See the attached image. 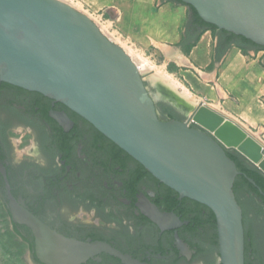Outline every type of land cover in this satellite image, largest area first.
Returning a JSON list of instances; mask_svg holds the SVG:
<instances>
[{
	"label": "water",
	"instance_id": "95a60500",
	"mask_svg": "<svg viewBox=\"0 0 264 264\" xmlns=\"http://www.w3.org/2000/svg\"><path fill=\"white\" fill-rule=\"evenodd\" d=\"M179 1L204 23L264 48V0ZM161 3L156 0L155 5ZM186 9L185 23L190 15ZM185 34L183 27L179 45L163 44L159 49L165 58L192 67L180 52ZM218 47L217 33L214 68L210 73L199 72L205 81L214 79L229 45L223 52ZM0 81L63 104L179 199L208 208L215 219L220 264H244L242 209L233 191L236 177L243 174L226 151H234L264 176V147L236 123L202 102L184 106L155 85L152 96L128 55L85 14L61 0H0ZM158 100L184 111V121L160 120L155 107ZM225 138L247 145L253 151H248L252 160L225 146L220 140ZM259 159L257 166L254 161ZM0 172L5 175L4 169ZM246 179L255 186L252 179ZM6 192L11 219L32 233L40 264H84L100 254L117 258L121 264H146L106 242H80L56 233L16 203L7 182ZM145 214L161 230L182 224L173 213L160 212L150 203ZM175 238L179 249L186 251L176 234ZM253 240L258 243L254 236Z\"/></svg>",
	"mask_w": 264,
	"mask_h": 264
},
{
	"label": "flooded vegetation",
	"instance_id": "af4514ba",
	"mask_svg": "<svg viewBox=\"0 0 264 264\" xmlns=\"http://www.w3.org/2000/svg\"><path fill=\"white\" fill-rule=\"evenodd\" d=\"M226 43L218 35L219 52ZM159 104L155 103L158 117L166 121L168 114L159 113ZM1 168V207L35 262L32 233L11 219L6 182L17 204L66 238L106 242L146 264H220L208 208L182 201L185 198L179 199L174 191L178 204L168 208L169 188L83 118L39 93L0 81ZM250 185L254 190L242 186L238 192L242 223L245 219L244 264L245 229L247 264H264V191L256 183ZM148 203L173 213L182 224L161 230L145 214ZM175 234L186 251L179 249ZM96 259L84 264H121L107 254Z\"/></svg>",
	"mask_w": 264,
	"mask_h": 264
},
{
	"label": "rangeland",
	"instance_id": "374dc122",
	"mask_svg": "<svg viewBox=\"0 0 264 264\" xmlns=\"http://www.w3.org/2000/svg\"><path fill=\"white\" fill-rule=\"evenodd\" d=\"M80 12L89 16L102 32L108 36L116 45L124 48L130 55H138L146 59L156 70L170 75L181 86L183 85L192 95L194 100H188L191 105L200 102L206 107L215 110L222 116L230 119L242 128L249 136L256 139L263 147L261 134L255 127L247 123H239L230 118V110L219 100L215 91H212L208 81L203 80L191 67L182 65L164 57L159 49L160 45L176 46L174 43L181 35L185 20L186 6L166 4L162 8V3L155 5L156 0H63ZM169 11L173 27L168 28L164 20L157 21L156 16L160 11ZM216 31L209 30L202 32L199 36L198 49L202 54V60L208 61V52L212 47V38ZM190 47H186L183 55L189 60V64L196 66L188 56ZM144 83L151 89L152 96L156 93L153 85H163V80L154 77V72H142ZM165 85V84H164ZM159 88V86H156ZM165 87V86H164ZM164 90L163 86L159 88ZM169 89V88H166ZM219 89V88H218ZM165 91V90H164ZM176 95L181 94L180 90L170 88ZM221 96L223 92L219 89ZM198 100V101H197ZM163 100H158L162 103ZM159 106V113H161ZM179 111L185 115V112ZM189 113V112H188ZM185 119V116H184ZM244 124V125H243ZM0 264H36L33 261L28 246L22 242L14 233L10 225L7 214L0 204Z\"/></svg>",
	"mask_w": 264,
	"mask_h": 264
},
{
	"label": "crops",
	"instance_id": "0c3cea01",
	"mask_svg": "<svg viewBox=\"0 0 264 264\" xmlns=\"http://www.w3.org/2000/svg\"><path fill=\"white\" fill-rule=\"evenodd\" d=\"M178 5L170 1L162 2V8L166 4ZM180 6V5H179ZM169 11H160L156 16L157 21L164 20L170 29L173 27ZM205 30L204 32H208ZM182 37L174 43L176 46L180 44ZM217 38L215 34L212 38V47L208 52V61L202 60V54L199 52V40L194 45L188 43L180 48L183 54L186 47H190L189 58L196 63L191 67L195 74L200 77L199 72L210 73L214 68V44ZM264 57L263 50L249 49L243 51L235 45H230L223 59L216 68L215 77L212 81H208L212 91L230 110V118L239 122L247 123L255 127L261 134V141L264 142V64L261 59ZM201 78V77H200ZM223 92L221 96L219 89ZM244 125V124H243Z\"/></svg>",
	"mask_w": 264,
	"mask_h": 264
},
{
	"label": "trees",
	"instance_id": "16d2710c",
	"mask_svg": "<svg viewBox=\"0 0 264 264\" xmlns=\"http://www.w3.org/2000/svg\"><path fill=\"white\" fill-rule=\"evenodd\" d=\"M164 1H170L173 2L175 4L178 5H182V6H186L184 4H182L179 0H161V2ZM189 9L190 15H189V19L188 21L185 23L184 28H185V40L184 42H182V44L188 43L189 46L194 45L197 40L199 39L200 34L205 31V30H211V31H216L218 33V35L220 36V38H222L223 40H225L227 43V45H231L234 44L235 46H237L239 49L246 51L249 49H253V50H263V47L257 46L255 44H253L252 42L244 39L243 37L240 36H235L232 35L230 33H227L225 31L222 30H218L216 27L210 25V24H206L204 23L196 14V12L191 9L190 7L186 6ZM223 52V50H222ZM159 106H161V113L162 114H168L167 119H177L179 121H184L183 117H179L178 115H176L174 113V111L172 110V108L168 105H163V104H159ZM227 156L235 163L237 170L240 171L243 175L241 176H237L235 181H234V185H233V191L236 197V200L238 202L239 205L242 206L241 202H240V198H239V190L240 187H244V188H251V190H254V188L248 183L246 178H250L252 179L257 186L264 191V176L261 175L259 173V171L254 168L253 166H251L250 164H248L243 158H241L237 153H235L232 150H228L226 151ZM170 190V194L168 197L165 198V201L167 202L168 208H172L175 207L178 204L177 201V197L175 195V193ZM183 200H189L187 198L182 199ZM196 203V202H195ZM198 206H200L201 204L196 203ZM211 213V212H210ZM211 218H212V222L213 224H215V219L213 214L211 213ZM245 219H243V224L245 225ZM243 225V226H244ZM245 228V227H244ZM13 233L15 234V229L13 228ZM247 232L245 229V264L248 263V257L246 255V249H247ZM37 264H39L38 262H36Z\"/></svg>",
	"mask_w": 264,
	"mask_h": 264
},
{
	"label": "bare ground",
	"instance_id": "6f19581e",
	"mask_svg": "<svg viewBox=\"0 0 264 264\" xmlns=\"http://www.w3.org/2000/svg\"><path fill=\"white\" fill-rule=\"evenodd\" d=\"M63 1V0H61ZM64 2V1H63ZM66 3V2H65ZM68 4V3H67ZM70 5V4H69ZM73 7V6H72ZM76 10H78L77 8H75ZM79 11V10H78ZM84 14V13H83ZM86 15V14H85ZM87 16V15H86ZM93 23H95L89 16H87ZM95 25L97 26V28L99 29L98 25L95 23ZM99 31L107 38L109 39L111 42H113L108 36H106L102 30L99 29ZM114 43V42H113ZM115 44V43H114ZM119 46V45H117ZM125 53L126 55H128V57L132 60V62L135 64V66L137 67L138 71L142 74V72L144 71H151L154 72L155 76L154 77H158L160 79L163 80V85H160L159 83L156 86H160L164 88V90L162 89V92H164L167 97H169L172 100L178 101L181 104H184V106H192L188 100H194L193 95L186 89L183 87V85L181 86L176 80H174L170 75L165 74L162 71L156 70L154 66H152L146 59L135 55L132 56L130 55V53H128L124 48H122L121 46H119ZM165 84V85H164ZM165 86V87H164ZM169 88V89H166ZM170 88L172 90L177 89L181 91L180 96L176 95L175 93H173V91H170ZM198 101V100H197ZM200 121V119H198ZM198 121V122H199ZM201 126L205 127L206 129H210L207 126H205V124H200ZM212 134H214V131L211 130ZM236 138H233V140L231 138H225V139H220L222 141V143H224L225 146L228 147H233L237 150H239L241 153H243L246 157H248L249 159L252 160V158L250 157V155H248V151H252L251 149H248L247 145H245L242 141L238 142V140ZM253 152V151H252ZM264 158V155L263 157ZM262 161V159L256 160L254 161V163L257 166H260V162Z\"/></svg>",
	"mask_w": 264,
	"mask_h": 264
}]
</instances>
